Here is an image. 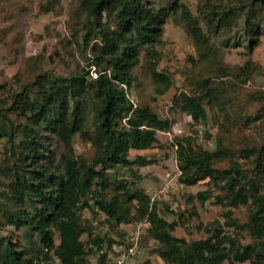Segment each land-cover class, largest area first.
<instances>
[{
	"label": "trees",
	"instance_id": "16d2710c",
	"mask_svg": "<svg viewBox=\"0 0 264 264\" xmlns=\"http://www.w3.org/2000/svg\"><path fill=\"white\" fill-rule=\"evenodd\" d=\"M80 8L89 20L85 39L97 41L92 54L96 77L85 70L69 77L46 72L31 86L11 95L10 105L0 100V141L6 139L12 149L10 165L7 163L10 167L6 168L11 176L10 189L1 212L8 224L23 232L30 249L18 250L12 238L5 237L0 243V264H38L42 255L48 264H85L89 251L82 240L86 229L81 214L85 209H98L119 225L147 221L148 234L158 241L159 255L166 264H226L232 259L264 264V144L250 150L257 174L248 177L238 163L230 168L219 166L232 160L221 143L212 153L194 146L189 139L177 138L175 142L182 184L223 181L225 196L216 197L220 205H252L246 226L254 243L248 245L223 235L218 223L211 224L214 228L207 239L188 242L179 238L174 235L180 226L178 220L162 218L144 191L132 190L127 180L109 176L120 168L149 164L143 156L130 160L131 151L155 147L159 142L157 133L172 128L149 106L133 110L125 92L126 86L137 81L135 70L143 57L150 62L151 80L166 91L172 87L170 76L158 69L157 51L169 17L181 15L195 43L199 66L209 64L212 56L218 55L219 51H212L213 39L232 32L242 19L243 43L251 50L258 46L264 38V0H208L198 8L197 16L180 2L159 10L146 0H82ZM220 55L217 62L213 60L220 64L213 70L219 77L242 78L253 72L249 65L231 70L224 66ZM197 81L198 92L182 93L175 105L193 121L205 123L207 108L215 106L206 98L215 103L219 98L211 76ZM203 90L205 96L199 94ZM12 116L25 123L17 124ZM124 119H128L126 124L122 123ZM89 120L93 130L86 129ZM78 134L95 150L90 159L74 151L73 139ZM52 139L66 150L58 162L51 148ZM213 197L210 191L198 194L203 203ZM226 217L232 219V213L227 212ZM232 220L228 225H236ZM104 241L99 237L95 243ZM51 254L57 256V262ZM105 258L101 256L98 264H105Z\"/></svg>",
	"mask_w": 264,
	"mask_h": 264
},
{
	"label": "rangeland",
	"instance_id": "374dc122",
	"mask_svg": "<svg viewBox=\"0 0 264 264\" xmlns=\"http://www.w3.org/2000/svg\"><path fill=\"white\" fill-rule=\"evenodd\" d=\"M82 0H0V100L10 105L11 95L21 92L22 87L31 86L42 73L69 77L78 71H87L96 77L97 69L92 66L93 46L97 41L85 39L88 18L82 12ZM208 0H146L156 9H169L176 2L186 5L194 16L198 8ZM217 3L219 0H212ZM249 2L250 0H245ZM244 20L230 33L214 38L212 48L219 51L212 56L209 64H196L197 49L188 34L181 15H171L167 20L165 34L157 46L160 61L158 69L168 74L172 87L168 91L161 84L154 83L149 76L150 62L147 57L135 70L137 81L125 92L133 105V110L149 106L162 120L171 123L168 131L157 133L159 142L155 147L130 153V160L145 157L149 164L134 165L110 172L111 179L127 180L132 190H142L150 198L160 216L169 222L178 220L180 226L174 235L188 242L207 239L212 230L211 224L218 223L223 235L248 245L254 243L246 223L252 205L238 208L224 207L216 199L224 197V182L209 179L196 185L182 184L179 169L176 139H189L194 146H202L214 153L219 143L227 149L232 160H225L219 166L230 168L238 163L242 172L251 177L257 174L251 148L264 144V38L260 39L253 50L244 44ZM223 56L224 66L237 70L247 65L253 72L246 77H219L215 73L219 63L213 62ZM194 58L195 61H192ZM217 62V61H216ZM99 70V69H98ZM211 76L216 88L219 104L207 97L214 108L208 109L205 123L195 122L175 105V99L182 93L198 92V81ZM196 91V92H195ZM205 96L206 91H200ZM131 116V115H129ZM15 122L25 121L12 116ZM91 119V118H90ZM128 119L123 120L126 124ZM1 125V124H0ZM92 121L86 129L93 130ZM51 148L57 154V162L66 152L64 146L52 139ZM77 155L90 159L94 155L92 144L82 134L73 139ZM12 149L6 139L0 141V243L11 237L18 250H27L28 240L23 232L7 223L1 210L5 194L9 193L11 176L6 168L10 167L9 157ZM9 163V165H7ZM217 164V165H218ZM264 188V180L262 181ZM210 191L213 199L203 203L200 192ZM126 206V205H125ZM132 214L136 213V203L131 205ZM232 213V219L226 217ZM82 223L86 233L82 240L87 244L88 253L85 264H98L100 257L106 255L105 264H166L159 255L158 241L148 234L147 221H133L117 224L98 209H85ZM232 220L236 225H228ZM214 228V227H213ZM105 241L96 245L97 238ZM57 262V256L51 254ZM50 258V257H49ZM38 264H48L44 255ZM226 264H252L250 261L231 260Z\"/></svg>",
	"mask_w": 264,
	"mask_h": 264
}]
</instances>
